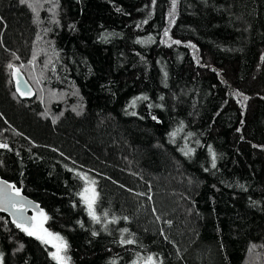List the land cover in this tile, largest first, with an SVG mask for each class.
I'll return each mask as SVG.
<instances>
[{"label":"trees","instance_id":"trees-1","mask_svg":"<svg viewBox=\"0 0 264 264\" xmlns=\"http://www.w3.org/2000/svg\"><path fill=\"white\" fill-rule=\"evenodd\" d=\"M0 144L64 264H264V0H0Z\"/></svg>","mask_w":264,"mask_h":264},{"label":"snow or ice","instance_id":"snow-or-ice-1","mask_svg":"<svg viewBox=\"0 0 264 264\" xmlns=\"http://www.w3.org/2000/svg\"><path fill=\"white\" fill-rule=\"evenodd\" d=\"M23 2V0H21ZM155 2V0H153ZM175 6V0H173V7ZM165 36L168 35V31L166 30L164 33ZM175 43H180L179 41H175ZM12 65H9V68H11ZM19 91V89H18ZM146 99V97H144ZM247 99V97H245ZM175 135V133H173ZM0 147H7V145L0 144ZM187 154V153H185ZM213 167H215V155L213 154ZM6 183V182H5ZM8 188H15L14 185H7ZM90 190L88 188H85L82 193H80L81 199L84 200L87 204L89 215L92 217L94 221L99 222V218L95 215L94 209H93V204H94V191L92 195H89ZM15 194L17 197L20 196V190L15 189ZM5 199L4 197V190L0 188V202H3ZM10 203H13V201H9ZM40 216L43 219H47V217L44 215V213L41 211ZM32 220H36L35 217L31 218ZM42 223L43 220L39 221L38 223H29V218L22 217L19 222H17V227L21 228L22 231H24L27 235L33 236L35 235L37 239L42 240L45 243L51 242L52 240L60 241V243L53 244L54 247L57 248V252L54 253V258L57 260L58 264H64L65 260L67 259L66 257L61 256L59 253L61 251L66 250L67 245L66 243L63 242L62 238L59 237L58 235H53L52 233L47 232L46 229L42 228ZM124 231H127L125 229ZM43 233V235L41 234ZM93 235H96L94 232ZM126 243H132L131 240L124 241ZM151 257H148L149 264H151Z\"/></svg>","mask_w":264,"mask_h":264},{"label":"water","instance_id":"water-1","mask_svg":"<svg viewBox=\"0 0 264 264\" xmlns=\"http://www.w3.org/2000/svg\"><path fill=\"white\" fill-rule=\"evenodd\" d=\"M15 87L26 96L32 93L31 86L19 71L15 72ZM156 124L158 125V122H156ZM7 185H10V183L0 178V188L4 190L5 197L3 202H0V212L6 214L16 225L22 217L29 218V223H35L31 218H33V214H40L41 212L38 203L21 192L20 196L17 197L15 190H13V188H8ZM9 201H13V203Z\"/></svg>","mask_w":264,"mask_h":264},{"label":"rangeland","instance_id":"rangeland-1","mask_svg":"<svg viewBox=\"0 0 264 264\" xmlns=\"http://www.w3.org/2000/svg\"><path fill=\"white\" fill-rule=\"evenodd\" d=\"M16 69H17V68H16ZM16 71H18V70H16ZM86 188H88V189L90 190L89 195H92V193H93V188H92L91 186H87ZM83 191H84V190H83ZM94 198H95V191H94ZM85 205H86V210H87V212L89 213L86 202H85ZM33 217L36 218V220H34L35 223H38L39 221L43 220L42 228L45 229L44 226H43V224H44V220H45V219H43V218L40 216V214H33ZM46 230H47V229H46ZM47 232H49V231L47 230ZM49 233H50V232H49ZM41 234L43 235V233H41ZM52 234H53L54 236L56 235V234H54V233H52ZM49 243H51V244L53 245V244H55V243H60V241L52 240V241L49 242ZM56 249H57V248H56Z\"/></svg>","mask_w":264,"mask_h":264},{"label":"bare ground","instance_id":"bare-ground-1","mask_svg":"<svg viewBox=\"0 0 264 264\" xmlns=\"http://www.w3.org/2000/svg\"><path fill=\"white\" fill-rule=\"evenodd\" d=\"M21 93V92H20ZM21 94H23V93H21ZM24 96H26L25 94H23ZM28 96H30V95H28Z\"/></svg>","mask_w":264,"mask_h":264}]
</instances>
